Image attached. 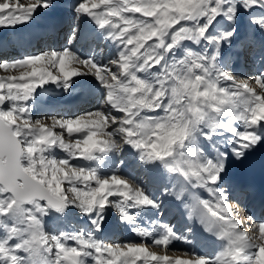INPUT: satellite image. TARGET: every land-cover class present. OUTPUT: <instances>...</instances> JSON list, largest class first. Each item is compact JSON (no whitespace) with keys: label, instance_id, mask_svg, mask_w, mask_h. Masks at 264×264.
<instances>
[{"label":"snow or ice","instance_id":"6c2138e0","mask_svg":"<svg viewBox=\"0 0 264 264\" xmlns=\"http://www.w3.org/2000/svg\"><path fill=\"white\" fill-rule=\"evenodd\" d=\"M55 2L0 0V30ZM72 11L60 51L8 58L0 40V264H264V222L233 210L252 187L226 179L264 147V69L247 72L264 62V0H78ZM218 18L227 29L210 31ZM84 20L96 29L88 58L75 50ZM78 77L102 90L95 107L35 114L38 90L67 94ZM126 158L160 170L161 196L189 224L183 234L124 172ZM147 210L151 227L137 223ZM113 212L136 239L101 238ZM195 227L220 243L212 256L173 248Z\"/></svg>","mask_w":264,"mask_h":264},{"label":"bare ground","instance_id":"6f19581e","mask_svg":"<svg viewBox=\"0 0 264 264\" xmlns=\"http://www.w3.org/2000/svg\"><path fill=\"white\" fill-rule=\"evenodd\" d=\"M61 1V0H60ZM60 1H58V0H56V2L55 3H59ZM67 1H70V0H67ZM66 1V2H67ZM63 2H65V1H63ZM65 2V3H66ZM76 2H78V0H73L72 2H70L69 3V5L68 6H66V7H68V9L71 7V6H73ZM73 11H71V10H66V14L64 15V18H65V20L64 21H62L63 23H64V25L65 26H69V18L73 15V13H72ZM69 13H72L71 15L69 14ZM219 20H220V18H218ZM221 22V21H220ZM219 25H220V23H218ZM31 27H33V26H35L33 23H30L29 24ZM218 25V26H219ZM22 27V26H21ZM35 28H36V26H35ZM17 29H19V27L17 28ZM248 29V28H247ZM14 30H16V29H13L12 30V32L10 31V30H0V34H3V35H8L9 36V38H10V36H11V38H10V40L9 41H13L14 43L15 42H17L18 40H17V38H16V36H15V33H14ZM5 31V32H4ZM11 32V33H10ZM44 35H45V33H44ZM69 36V35H68ZM15 50H7L6 49V51H7V53L5 54V56L6 57H8V58H17L18 56H20V55H18L17 53L19 52V48L16 46L15 48H14ZM35 50V49H34ZM34 50H32L31 48H29V51L28 52H33ZM27 52V53H28ZM37 53V52H36ZM27 55V54H26ZM3 71V70H2ZM1 75H5V73L3 72V74H1ZM98 84L96 83V86H97ZM77 86H74L73 85V89L72 90H70V92L69 93H64L62 90H60V91H56V89H54V87H52V86H48V88L46 89V90H48V91H44V94L42 95V96H47V94L48 93H56V94H58V95H60V97H66V96H69V95H71L72 93H74V92H76L77 91V88H76ZM101 89L97 86L95 89H92V90H89V89H87V92H88V96H89V102H88V104H81V103H76L75 104V106H76V110L78 111L79 109H81V108H85V107H90L91 105H93V96H95L99 91H100ZM56 91V92H55ZM41 93L39 92V90H38V94H37V96L38 95H40ZM82 100V99H81ZM92 103V104H91ZM65 104H62V106H64ZM57 105L56 104H54V106H52L47 100H40V99H38V98H36V101H35V104H34V109H35V114L36 115H43V114H46V112H44V110L45 111H49L50 113L49 114H55L56 112H57V110H60L61 108H63L61 105H58L57 107H56ZM64 110H66V112L68 111V107L66 108L65 106H64ZM64 110H61V111H64ZM42 113V114H41ZM72 112H68L67 113V116H69L70 114H71ZM130 155V154H129ZM132 161H134L133 159H129L128 158V161L126 162V164H125V169H126V171H128V174H134V171L132 172V171H130V164H131V162ZM153 172H155V173H158V174H156V177L158 178V179H163L164 178V176H163V174L160 172V170L159 169H152V172L151 173H148L146 176H151L152 174H154ZM145 177V176H144ZM146 183H147V190H149L150 188H152L150 185H149V183H148V181H146ZM166 184V183H165ZM165 187H168V185H166V186H164L162 189L160 188L159 190H161L160 191V193H162V190L165 188ZM154 189V188H153ZM147 190H146V192H147ZM158 195H159V193H158ZM168 202H170V199L167 197V196H163L162 197V206H165ZM161 206V207H162ZM234 208H236L235 206H234ZM164 209H162V211H163ZM236 212L239 214V216L241 217V218H243L244 216H243V214L241 213V210L238 208L237 210H236ZM111 215H114V212L113 213H109L108 214V216L107 217H111ZM170 215V220H171V222H173L174 220H175V218H174V216H172V212H169V214H167V216H169ZM156 216H157V214L154 212V211H152V210H147V211H145V212H142V213H140L138 216H137V223L139 224V225H141V226H143V227H151V222L153 221V220H155L156 219ZM164 217H166L165 216V214H163V216L161 217V219H163ZM177 224H178V222H176ZM106 225V224H105ZM107 230L109 231L110 230V228H111V226H110V224H109V219L107 220ZM124 230L126 231V233H127V235H128V237H131L132 236V234H131V232L128 230V228L124 225ZM186 251H188V250H186ZM158 254H163L162 252H159L158 251Z\"/></svg>","mask_w":264,"mask_h":264},{"label":"rangeland","instance_id":"374dc122","mask_svg":"<svg viewBox=\"0 0 264 264\" xmlns=\"http://www.w3.org/2000/svg\"><path fill=\"white\" fill-rule=\"evenodd\" d=\"M58 1H60V0H58ZM63 1H67V0H61L59 3H55L54 4V7L52 8V9H50V10H55L56 11V13L57 12H61V11H66V7H64V4H65V2H63ZM25 2H27V0H25ZM73 8V6H71L70 7V9H72ZM68 10V9H67ZM43 11L44 10H38V12L37 13H43ZM72 11V10H71ZM73 13V12H72ZM72 13H69L70 15L72 14ZM250 15V13H243L242 12V10L238 13V31H240L241 33L243 32V31H246L247 30V26H248V16ZM73 16H74V14L69 18V25H70V23L72 24V26L70 27V29H69V32L70 31H72V27H73ZM221 21V22H220ZM32 23L35 25V26H39V25H37L38 23H39V21H38V18H37V15L34 17V19H33V21H32ZM219 23H220V25L219 24H214V26H213V29H211L210 31H213V32H218V31H221V30H225V29H227V27H228V25L226 24V22H224L223 20H222V18H220V20H219ZM219 25V26H218ZM35 26H33V28H35ZM249 30V29H248ZM7 31V30H6ZM11 32H12V30H10ZM5 32V31H4ZM10 32V33H11ZM70 34V33H69ZM10 38H11V36H10ZM66 46V45H65ZM63 47H64V45L62 46V48L60 49V50H62L63 49ZM59 50V51H60ZM75 50H76V47H75ZM39 51H47V50H41V49H36L35 51H33L32 53L31 52H29V53H27V55H33V54H36V52H39ZM23 56H18L17 58H22ZM86 58V57H85ZM88 58V57H87ZM262 64H264V62H261ZM247 69H251V70H248L247 72L249 73H251V71H260L261 69H264V66H262V68H261V64H249L248 66H247ZM260 69V70H259ZM1 74H3V71L2 70H0V75ZM78 79L79 80H81L82 82H84V83H86V84H88L89 85V87H94V84H95V81L92 79V78H90V77H78ZM98 87H99V85H97ZM100 88V87H99ZM102 92V90H100L95 96H93V105H91V107L89 108V107H87L85 110H82V108L81 109H79L78 111H77V113H75V115L76 114H79V111H81V112H83V111H86V110H90L91 108H93V107H95L96 105V97L98 96V98H97V101L102 97V95H103V92ZM100 93V94H99ZM57 111H59V110H57ZM44 112H46V114H49L50 112L49 111H45L44 110ZM42 114V113H41ZM46 114H43V115H46ZM60 155H62V154H60ZM128 161V158H126V162ZM105 168H107V170H108V167L107 166H105ZM124 170H126L125 168H124ZM137 182H140V183H142V186L144 185V186H146L145 187V190H147L148 188H147V183L144 181V180H142V178H140V177H138L137 178ZM143 186V187H144ZM150 189H152V190H155V189H153V188H150ZM148 192V194L150 195V196H152V194L150 193L151 191H149V190H147ZM160 191L161 190H159L158 191V193H159V197L162 199V196H161V193H160ZM108 218L109 217H106V220H108Z\"/></svg>","mask_w":264,"mask_h":264}]
</instances>
